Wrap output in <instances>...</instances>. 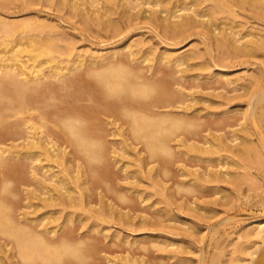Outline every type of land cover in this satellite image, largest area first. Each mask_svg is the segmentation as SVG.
<instances>
[{
    "label": "bare ground",
    "instance_id": "bare-ground-1",
    "mask_svg": "<svg viewBox=\"0 0 264 264\" xmlns=\"http://www.w3.org/2000/svg\"><path fill=\"white\" fill-rule=\"evenodd\" d=\"M262 1L0 0V264H169L130 236L250 172Z\"/></svg>",
    "mask_w": 264,
    "mask_h": 264
},
{
    "label": "rangeland",
    "instance_id": "rangeland-1",
    "mask_svg": "<svg viewBox=\"0 0 264 264\" xmlns=\"http://www.w3.org/2000/svg\"><path fill=\"white\" fill-rule=\"evenodd\" d=\"M18 1L23 2V0ZM259 7L264 10V1L260 2ZM32 17L34 16L7 17V19L25 21L33 20ZM65 19L70 22L77 21V18H70L67 15ZM140 37L141 34L134 36L136 39ZM198 43L199 41L194 39L182 49L188 50ZM82 47L79 49H83ZM251 60L252 64L234 66L231 73L241 75L247 82L249 81L251 91L254 92L264 87V67L259 65L261 61L264 62V50L252 55ZM246 104L244 100L236 101L231 104V109L245 110L248 107ZM257 114L258 126H260L258 129L262 131V137H257L253 142L250 151V172L238 168L236 164L231 165L232 175L235 174L234 176L238 178L240 176L243 181L241 186L235 187L226 182L208 183V185L222 184V186L218 187L219 189L214 188L205 196L196 198L197 202L194 201L195 198L188 201L186 207L178 213L182 216L181 222L177 223L178 228H172V231H177L178 234L155 230L152 233L156 235L153 236L141 233L130 237L148 239L151 245L158 241L172 240L170 242L174 244H169L168 248L174 249L178 246V250L168 260L169 264L175 263L177 258H180L177 264H250L253 259L260 256L264 252V230L261 229L264 224V107L257 110ZM258 126L255 125V128ZM159 198L153 196L151 200H156V207L165 209V202H158ZM160 261L157 260L155 264H160Z\"/></svg>",
    "mask_w": 264,
    "mask_h": 264
}]
</instances>
